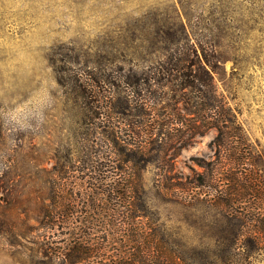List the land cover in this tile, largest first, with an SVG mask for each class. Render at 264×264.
<instances>
[{
	"label": "rangeland",
	"instance_id": "374dc122",
	"mask_svg": "<svg viewBox=\"0 0 264 264\" xmlns=\"http://www.w3.org/2000/svg\"><path fill=\"white\" fill-rule=\"evenodd\" d=\"M182 31L220 43L216 92L264 178V0H0V264H36L43 244L65 264H224L225 205L194 199L211 190L196 183L216 131L130 151L152 108L127 98L128 82ZM172 94L157 90L159 118L162 106L189 118ZM109 184L137 193L111 201ZM247 239L234 263L264 264Z\"/></svg>",
	"mask_w": 264,
	"mask_h": 264
},
{
	"label": "trees",
	"instance_id": "16d2710c",
	"mask_svg": "<svg viewBox=\"0 0 264 264\" xmlns=\"http://www.w3.org/2000/svg\"><path fill=\"white\" fill-rule=\"evenodd\" d=\"M182 33V38L172 40L165 46L166 52L161 57L156 56L153 59L154 70L140 71L138 78L128 82L130 87L126 92L127 98L135 101L134 105L140 103L152 108L145 113L147 118L136 126L139 129L136 131L137 135L141 136L143 142H129L130 145H136V148L130 151L133 154L144 146L156 145L160 151L167 152L175 148V140L182 137L184 129L190 133V137L214 129L216 135L210 145L215 158L208 163L198 162L209 174L201 177L196 183V187L207 186L211 190L204 194V198H201L202 193L198 192L194 199H207V202L214 201L225 205L221 208L219 221L224 225L222 240L228 244L230 251L224 255V264H235L232 252L241 246V238L248 236V257H255L260 262L261 255H264V178L259 173L253 147L242 127L226 102L216 92L214 75L223 72L220 43L212 37L195 39L189 43L187 33ZM166 85H170L173 99L182 95L185 97L183 99L189 118L182 119L183 117L176 115L169 106L160 108L164 117L159 118L161 114L155 106L156 92ZM185 91L187 93L182 94ZM88 94L91 95L89 92L86 95ZM198 121L200 122L197 123ZM128 126L130 127L129 124ZM133 129L135 128L130 129V132H133ZM98 172H101L100 167ZM119 185L109 184L105 189L107 198L111 201H117L126 194L137 193V186L133 184L125 187L123 185L121 191H118ZM46 217L43 216L40 223H43ZM129 217L130 223L133 224V215ZM6 233L11 234L9 231ZM13 233L15 236H24L21 233ZM153 240L150 238L149 243ZM39 249L44 257L38 261L39 264H65L53 260L46 244ZM81 250L88 251L87 248L76 247L71 255ZM73 258L71 257L69 264H73ZM159 261L160 259L155 257L142 263L155 264Z\"/></svg>",
	"mask_w": 264,
	"mask_h": 264
}]
</instances>
